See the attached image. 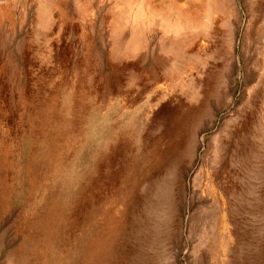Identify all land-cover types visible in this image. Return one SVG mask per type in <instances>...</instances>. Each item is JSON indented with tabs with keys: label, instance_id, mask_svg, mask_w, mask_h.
I'll return each instance as SVG.
<instances>
[{
	"label": "rangeland",
	"instance_id": "obj_1",
	"mask_svg": "<svg viewBox=\"0 0 264 264\" xmlns=\"http://www.w3.org/2000/svg\"><path fill=\"white\" fill-rule=\"evenodd\" d=\"M15 261L264 264V0H0Z\"/></svg>",
	"mask_w": 264,
	"mask_h": 264
},
{
	"label": "bare ground",
	"instance_id": "obj_2",
	"mask_svg": "<svg viewBox=\"0 0 264 264\" xmlns=\"http://www.w3.org/2000/svg\"><path fill=\"white\" fill-rule=\"evenodd\" d=\"M174 18H176V20H177L176 22L173 21ZM182 18L183 17L181 16V14H178L176 17L174 15V17H173L171 15V13H168V14L166 13V15L160 17V19L162 20L164 26L169 28L171 31L175 30L176 32L180 31V27H179L178 24L180 23V20ZM186 22H187L188 25H191L194 22V19H187ZM16 261H15V264H16ZM22 264H24V263L22 262Z\"/></svg>",
	"mask_w": 264,
	"mask_h": 264
}]
</instances>
